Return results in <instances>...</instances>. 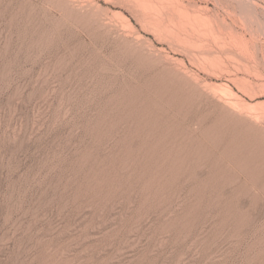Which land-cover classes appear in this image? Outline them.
<instances>
[{
  "label": "rangeland",
  "instance_id": "obj_1",
  "mask_svg": "<svg viewBox=\"0 0 264 264\" xmlns=\"http://www.w3.org/2000/svg\"><path fill=\"white\" fill-rule=\"evenodd\" d=\"M0 264H264V0H0Z\"/></svg>",
  "mask_w": 264,
  "mask_h": 264
},
{
  "label": "bare ground",
  "instance_id": "obj_2",
  "mask_svg": "<svg viewBox=\"0 0 264 264\" xmlns=\"http://www.w3.org/2000/svg\"><path fill=\"white\" fill-rule=\"evenodd\" d=\"M158 9V8H157ZM156 9V11L155 10H153L152 11V9L151 10H149L150 12H152V14L149 16L151 19H154V21H155V19H157V22H158V24H164L165 22H164V20L162 21L161 20V18H159V17H161V16H159V15H162V17H163V12H162V10L159 12V10H157ZM179 10V9H178ZM149 12V13H150ZM159 13H161V14H159ZM181 13V12H180ZM184 13V12H183ZM159 14V15H158ZM167 14H169V13H167ZM180 15V14H179ZM186 15V14H185ZM148 16V15H147ZM159 16V17H158ZM186 16H188V15H186ZM165 18V17H164ZM163 18V19H164ZM167 18V17H166ZM184 18H186V17H184ZM207 18H208V14H207ZM211 18V17H210ZM210 18H208V20L210 19ZM119 20V19H118ZM122 20V19H121ZM180 20H182L181 18H180ZM211 22H213L212 20H210ZM179 22V21H178ZM188 22V21H187ZM189 22H192V21H189ZM123 24H124V22H122ZM122 24V25H123ZM209 24H212V23H209ZM190 25H192V24H190ZM194 25H197V24H194ZM201 24H199V26H200ZM208 25V24H207ZM195 28V27H194ZM205 28V27H204ZM213 28V27H212ZM125 29H129V28H125ZM200 31H202V30H200ZM176 32V31H175ZM197 32V31H196ZM206 32V31H205ZM204 34H206V33H204ZM201 35V34H200ZM171 36H173V35H171ZM202 36V35H201ZM195 39V38H194ZM198 39V38H197ZM186 40V39H185ZM191 42V41H190ZM214 92V91H213ZM216 94H217V92H216ZM222 99V98H221ZM232 102V101H231ZM231 104V103H230ZM235 104V103H234ZM238 105V104H237ZM242 106V105H241ZM245 106V105H244ZM236 107V106H235ZM237 109V108H236ZM250 110V109H249ZM253 110V109H252ZM248 112V111H247ZM250 112H252V111H250ZM240 113V112H239ZM252 114V113H251ZM247 115H249V113L247 114ZM253 115V114H252ZM255 115V114H254ZM250 116V115H249ZM256 116V115H255ZM252 118H254L255 119V117L254 116H251ZM256 118H257V116H256ZM260 118V117H259ZM252 120V119H251ZM258 119H256V121H257Z\"/></svg>",
  "mask_w": 264,
  "mask_h": 264
}]
</instances>
